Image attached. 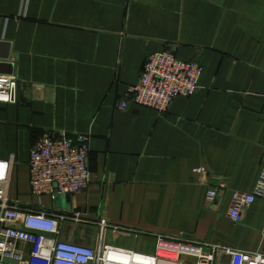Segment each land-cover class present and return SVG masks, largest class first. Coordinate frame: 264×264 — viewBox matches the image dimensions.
Returning <instances> with one entry per match:
<instances>
[{"label": "crops", "instance_id": "crops-1", "mask_svg": "<svg viewBox=\"0 0 264 264\" xmlns=\"http://www.w3.org/2000/svg\"><path fill=\"white\" fill-rule=\"evenodd\" d=\"M0 41L14 61L1 69L19 80L16 101L0 103L12 200L39 207L28 165L38 140L85 134L87 188L41 198L43 209L80 212L61 239L93 246L101 217L121 229L103 242L122 248L152 250L155 239L132 229L264 253V197L240 222L226 216L232 191L251 192L264 168V0H0ZM165 49L202 68L195 92L164 112L118 109Z\"/></svg>", "mask_w": 264, "mask_h": 264}, {"label": "built area", "instance_id": "built-area-1", "mask_svg": "<svg viewBox=\"0 0 264 264\" xmlns=\"http://www.w3.org/2000/svg\"><path fill=\"white\" fill-rule=\"evenodd\" d=\"M13 63L12 58L0 55V103L3 104L15 102L17 97V76L1 69ZM201 72L197 63L179 60L171 50L154 52L144 62L136 84L128 89L117 107L124 110L133 103L164 112L176 96L195 92ZM88 141L89 136L85 134L62 135L41 138L32 146L29 184L31 194L39 199L38 208L10 198L11 162L0 159V264H264L262 252L142 230L128 232L153 237L155 243L148 252L107 244L102 240L104 230L110 228L117 233L121 229L101 217L94 222L99 227V236L93 246L61 239V224L80 221V212L43 209L41 198L46 196L55 201L56 197L87 188L90 182ZM195 172L203 175L205 170L197 168ZM225 187L224 180L208 187L204 204L211 206L219 190ZM257 197H264V168L251 192L232 191L227 218L240 222L244 210Z\"/></svg>", "mask_w": 264, "mask_h": 264}, {"label": "water", "instance_id": "water-1", "mask_svg": "<svg viewBox=\"0 0 264 264\" xmlns=\"http://www.w3.org/2000/svg\"><path fill=\"white\" fill-rule=\"evenodd\" d=\"M8 45H7V43L6 42H1V44H0V55L2 56V57H6V55H7V52L6 53H2L1 52V49H3V48H6ZM4 51H6V50H4ZM62 197H64V198H68V194H65V195H63V196H61V197H56V200L57 199H59V198H62ZM55 200V201H56ZM67 207V206H66ZM69 208V207H68Z\"/></svg>", "mask_w": 264, "mask_h": 264}, {"label": "rangeland", "instance_id": "rangeland-1", "mask_svg": "<svg viewBox=\"0 0 264 264\" xmlns=\"http://www.w3.org/2000/svg\"><path fill=\"white\" fill-rule=\"evenodd\" d=\"M60 199H61V198L57 199V200L55 201V203L58 204V202H59ZM148 247H149V243H148ZM151 247H152V246L150 245V248H151ZM135 249L141 250L142 248H139L138 246H135ZM142 250H143V251H147V252L149 251L148 248H145V250H144V249H142Z\"/></svg>", "mask_w": 264, "mask_h": 264}]
</instances>
